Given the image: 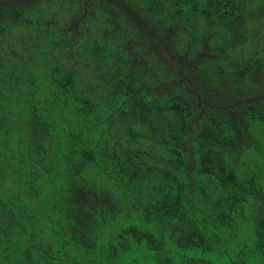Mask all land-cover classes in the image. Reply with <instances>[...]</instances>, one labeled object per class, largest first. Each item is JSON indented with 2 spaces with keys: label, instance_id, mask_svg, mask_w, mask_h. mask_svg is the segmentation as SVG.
Listing matches in <instances>:
<instances>
[{
  "label": "trees",
  "instance_id": "16d2710c",
  "mask_svg": "<svg viewBox=\"0 0 264 264\" xmlns=\"http://www.w3.org/2000/svg\"><path fill=\"white\" fill-rule=\"evenodd\" d=\"M0 264H264V0H0Z\"/></svg>",
  "mask_w": 264,
  "mask_h": 264
}]
</instances>
